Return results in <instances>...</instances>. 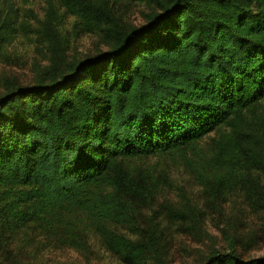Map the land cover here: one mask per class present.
Wrapping results in <instances>:
<instances>
[{
    "label": "trees",
    "instance_id": "16d2710c",
    "mask_svg": "<svg viewBox=\"0 0 264 264\" xmlns=\"http://www.w3.org/2000/svg\"><path fill=\"white\" fill-rule=\"evenodd\" d=\"M57 1L110 47L0 94V239L34 223L62 244L93 235L124 264H161L156 231L118 229L156 187L122 164L171 155L225 187L264 169L244 118L264 102V0H138L156 9L130 29L92 1ZM221 125L207 157L198 142ZM230 250L201 264H264Z\"/></svg>",
    "mask_w": 264,
    "mask_h": 264
},
{
    "label": "rangeland",
    "instance_id": "374dc122",
    "mask_svg": "<svg viewBox=\"0 0 264 264\" xmlns=\"http://www.w3.org/2000/svg\"><path fill=\"white\" fill-rule=\"evenodd\" d=\"M101 5L123 29L146 21L153 5L138 0H89ZM95 27V26H94ZM87 27L57 0H0V94L66 71L71 63L102 53L110 38ZM106 29L108 25L100 26ZM251 149L264 160V102L244 111ZM230 127L221 125L198 145L209 157ZM136 175L149 173L156 187L135 205V223L119 231L154 230L162 244L161 264H201L213 254L233 252L264 261V169L253 165L231 187L203 183L171 155L125 160ZM0 264H124L95 236L81 247L51 240L30 224L15 238L0 239ZM147 264H157L148 262Z\"/></svg>",
    "mask_w": 264,
    "mask_h": 264
}]
</instances>
